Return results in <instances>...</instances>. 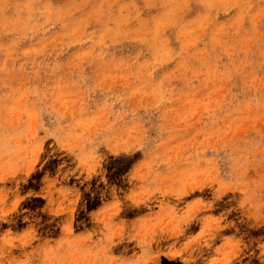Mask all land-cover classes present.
I'll use <instances>...</instances> for the list:
<instances>
[{
	"label": "clouds",
	"instance_id": "1",
	"mask_svg": "<svg viewBox=\"0 0 264 264\" xmlns=\"http://www.w3.org/2000/svg\"><path fill=\"white\" fill-rule=\"evenodd\" d=\"M142 3L193 12L188 23L207 21L197 28L212 39L244 36L258 42L264 59V0ZM139 55L123 67L85 64L103 91L123 90L119 114L104 104L90 108L69 82L50 75L45 100L63 120L56 138L15 131L23 95L0 102V141L12 145L0 151V264H246L256 248L264 258V243L237 238L244 234L242 217L257 227L264 222V143L247 135L251 109L216 105L214 118H206L208 91L221 92V79L232 77L193 74L188 83H196L185 92L154 94L138 84L132 65ZM14 59L0 45V82L11 78ZM240 87L264 97V81L249 77ZM142 109L154 113L153 124L133 119ZM259 117L264 120V110ZM224 152L231 157L220 161ZM40 161L48 171L37 175ZM42 176L47 183L37 199L31 181Z\"/></svg>",
	"mask_w": 264,
	"mask_h": 264
},
{
	"label": "rangeland",
	"instance_id": "2",
	"mask_svg": "<svg viewBox=\"0 0 264 264\" xmlns=\"http://www.w3.org/2000/svg\"><path fill=\"white\" fill-rule=\"evenodd\" d=\"M191 19H195L194 13L183 8L168 4L148 8L142 0L135 3L133 0L115 3L112 0H0V45L15 55L8 66L11 78L0 82V102L7 104L15 95H23L22 107L16 110L15 131L21 135L25 131L42 132L45 140L58 136L62 117L45 100L50 75L69 82L85 97L90 108L104 104L116 114L124 111L120 107L124 104L123 90L103 91L98 77L85 64L123 67L131 64V59L139 53L132 68L140 76L138 84L154 90V94L167 95L165 88H172L176 94L185 92L196 83L195 80L188 83L193 74L213 79L231 76L230 81L221 79V92L208 91L206 118H214L216 105L230 110L247 104L251 109L247 135L253 143H264V120L259 117V112L264 110L260 108L264 97L259 94L252 97L240 87L249 77L264 81V59L259 55L258 42L253 44L244 36L227 43L217 41L207 29L197 28L207 21L196 19L195 24H190ZM22 51L27 55H18ZM238 65L244 67L243 72ZM233 83L235 88L230 87ZM133 119L151 125L154 113L142 109ZM11 147L7 141H0V151H9ZM230 157V153L224 152L218 159ZM42 166L40 161L37 175L48 171ZM48 167L54 169L55 162ZM31 170L30 165L28 171ZM260 171L264 172V168ZM31 183L36 186L37 199L43 197L47 176L39 180L34 177ZM242 218L246 221L241 225L244 234H237V238L253 246L264 243V222L257 227L247 216ZM249 224L251 228L247 227ZM259 256L260 249L256 248L246 264H261L264 258L258 259Z\"/></svg>",
	"mask_w": 264,
	"mask_h": 264
}]
</instances>
